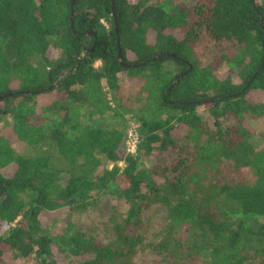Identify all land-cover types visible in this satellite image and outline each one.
Returning <instances> with one entry per match:
<instances>
[{
	"label": "trees",
	"instance_id": "trees-1",
	"mask_svg": "<svg viewBox=\"0 0 264 264\" xmlns=\"http://www.w3.org/2000/svg\"><path fill=\"white\" fill-rule=\"evenodd\" d=\"M72 1L0 0V264H264V0Z\"/></svg>",
	"mask_w": 264,
	"mask_h": 264
},
{
	"label": "rangeland",
	"instance_id": "rangeland-1",
	"mask_svg": "<svg viewBox=\"0 0 264 264\" xmlns=\"http://www.w3.org/2000/svg\"><path fill=\"white\" fill-rule=\"evenodd\" d=\"M101 63H97L96 66H100ZM165 68H170V70H174L175 72V65L171 64V63H167L165 64ZM132 104V102H131ZM127 120V127H128V138L126 141V147H127V151L132 153L133 148H135L136 144V140H137V125L134 119H132L131 115H128L126 117ZM9 121L10 122V118L9 117H3L0 116V127H2L4 124H6V122ZM17 153L22 154L26 157H31V156H37L39 154H41V151H39L36 147H28L26 146V144L24 143H20L17 144L15 146ZM113 163L106 161L105 159H103V167H106L107 169H111L113 167ZM119 166L123 167L124 163L120 162L118 163ZM66 183V180L64 181V184ZM60 214V213H59ZM93 217V215L90 217ZM142 219L146 222V228H147V232H148V241L147 242H151V241H158V239H155L154 234L157 232H159L163 227V225L165 224L164 222V217L163 215H155V211L153 212V210H148L145 212V214L143 215ZM87 220H89V216L87 215H83V214H76L73 216H66V213H62L60 215H54V217H52L50 219V221L48 222V225L50 228L54 229V230H66L68 227H75L77 226L78 229H81L83 231H87V225L86 222ZM95 228H90L88 230V232H92L95 231ZM74 255H71V258H74ZM84 260L88 259V256H84L83 258ZM137 263L138 264H172L171 262H168L167 260H165L162 256L155 254L151 251V249H148L147 252L145 254H143L142 256H139L137 259ZM31 264H36L35 262H31Z\"/></svg>",
	"mask_w": 264,
	"mask_h": 264
},
{
	"label": "water",
	"instance_id": "water-1",
	"mask_svg": "<svg viewBox=\"0 0 264 264\" xmlns=\"http://www.w3.org/2000/svg\"><path fill=\"white\" fill-rule=\"evenodd\" d=\"M77 1L78 0H73L72 1V4H71V7H72V9L74 8V5L77 3ZM112 11H113V16H114V21H115V28H116V34H118V19L116 18V11H115V6H114V3H113V5H112ZM71 20H73V15H72V17H71ZM90 33H92V32H90ZM92 34H94V33H92ZM118 47H119V54H118V56H119V59H120V62H121V64L123 65V67H126V68H131V67H134V66H132V65H126V64H124L123 63V54H122V51H121V48H120V41L118 40ZM169 56H171L170 54H166V53H164V54H161V55H159V56H157V57H155L153 60L154 61H157L158 59H160V58H164V57H169ZM263 67V66H262ZM191 69V68H190ZM183 75L184 74H182L181 76H180V79L183 77ZM63 75H61L60 77H62ZM176 83H178V82H176ZM173 86H171V88H172ZM170 88V89H171ZM169 92V91H168ZM30 93V92H29Z\"/></svg>",
	"mask_w": 264,
	"mask_h": 264
},
{
	"label": "built area",
	"instance_id": "built-area-1",
	"mask_svg": "<svg viewBox=\"0 0 264 264\" xmlns=\"http://www.w3.org/2000/svg\"><path fill=\"white\" fill-rule=\"evenodd\" d=\"M136 143H137V140H136ZM135 145V148H133V151L132 152H135V149H136V144H134Z\"/></svg>",
	"mask_w": 264,
	"mask_h": 264
}]
</instances>
